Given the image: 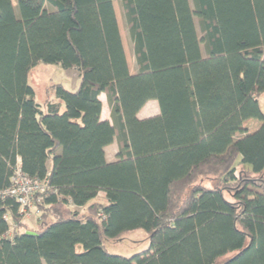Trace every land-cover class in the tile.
I'll use <instances>...</instances> for the list:
<instances>
[{"label": "trees", "instance_id": "trees-1", "mask_svg": "<svg viewBox=\"0 0 264 264\" xmlns=\"http://www.w3.org/2000/svg\"><path fill=\"white\" fill-rule=\"evenodd\" d=\"M114 1L0 0V191L18 165L45 183L35 228L0 199V264H264V0H121L135 73ZM39 63L79 72L63 112L35 99ZM136 229L147 250L106 249Z\"/></svg>", "mask_w": 264, "mask_h": 264}, {"label": "rangeland", "instance_id": "rangeland-1", "mask_svg": "<svg viewBox=\"0 0 264 264\" xmlns=\"http://www.w3.org/2000/svg\"><path fill=\"white\" fill-rule=\"evenodd\" d=\"M12 1L16 12H18L17 0ZM114 7L118 19L119 28L124 37L125 46L129 51L131 50L130 48H132V41L130 39L128 26L122 11L121 0H115ZM195 22L198 33L199 35H201L197 18H195ZM129 52L131 53L132 51ZM130 55L129 60L130 63L133 64L134 58H131ZM78 73V70L75 68L65 69L64 67L58 64L39 63L32 69L31 73L29 74L28 81L29 84L34 88L35 99L38 103L42 105L43 110L47 111V104L49 102H53L56 105L60 106L61 112L64 111L65 103L57 98L55 93V86L62 85L65 86L67 89L72 90L74 84L79 82V79L77 78ZM261 102L262 109L264 110V94L261 96ZM259 123L260 121L251 120L246 124V128L248 131H253L254 129H256ZM215 182L216 179L213 176L203 178L200 180L199 183L213 187L215 185ZM225 195L230 199L232 198L231 192L229 193L227 191L225 192ZM99 200L102 201L101 199ZM71 208L76 209L75 206H72ZM31 212V215L23 217V220L26 221V224L29 228H35L37 227L38 212L36 211L35 207ZM105 246L110 253L119 254L123 256H131L133 254L145 251L150 247V233L145 229L132 230L122 235L121 238L105 240ZM231 256L232 254H228L220 260L219 264H222L227 258Z\"/></svg>", "mask_w": 264, "mask_h": 264}, {"label": "built area", "instance_id": "built-area-1", "mask_svg": "<svg viewBox=\"0 0 264 264\" xmlns=\"http://www.w3.org/2000/svg\"><path fill=\"white\" fill-rule=\"evenodd\" d=\"M11 181L12 185L9 188L0 191V199L8 196L15 198L19 204V213L23 217L30 216L33 208H36V202L41 204L44 201L42 195H35L37 191L44 190V181L33 180L22 172L19 165L12 175Z\"/></svg>", "mask_w": 264, "mask_h": 264}, {"label": "crops", "instance_id": "crops-1", "mask_svg": "<svg viewBox=\"0 0 264 264\" xmlns=\"http://www.w3.org/2000/svg\"><path fill=\"white\" fill-rule=\"evenodd\" d=\"M121 36H122V41H123L126 57L128 60L130 72L135 73L136 62H135V56H134V52H133V46L131 44L132 48H130L131 50H129V51H132V52L130 53L125 46L124 37H123L122 32H121ZM129 55L131 56V58H134L133 64L130 63ZM72 69H74V68H72ZM77 78L79 79V73H78ZM78 85H79V82L75 83L73 89H76L78 87ZM99 98L102 102L101 119L102 120H108V121L112 122L111 108H110V105L108 102L107 94L105 92H102V93H100ZM159 113H160V109H159V104H158L157 100H150L140 109V111L138 112V117L140 119H145V118H148V117H151L154 115H158ZM119 147H120V145H119L117 139H115L111 144H109L105 147V154H106L107 161L112 162V161H115L117 159V153L119 151ZM97 199H101V200L104 199L105 200V192H100L98 194ZM76 209L80 210L81 207H76Z\"/></svg>", "mask_w": 264, "mask_h": 264}, {"label": "water", "instance_id": "water-1", "mask_svg": "<svg viewBox=\"0 0 264 264\" xmlns=\"http://www.w3.org/2000/svg\"><path fill=\"white\" fill-rule=\"evenodd\" d=\"M28 233H32V231H28Z\"/></svg>", "mask_w": 264, "mask_h": 264}]
</instances>
